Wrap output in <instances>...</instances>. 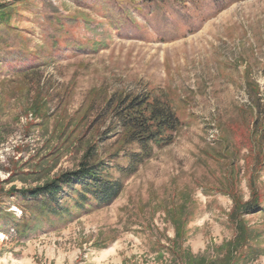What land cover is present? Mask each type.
I'll use <instances>...</instances> for the list:
<instances>
[{
    "label": "rangeland",
    "instance_id": "rangeland-1",
    "mask_svg": "<svg viewBox=\"0 0 264 264\" xmlns=\"http://www.w3.org/2000/svg\"><path fill=\"white\" fill-rule=\"evenodd\" d=\"M125 95L166 101L173 142L49 214L25 193L140 150ZM0 264H264V0H0Z\"/></svg>",
    "mask_w": 264,
    "mask_h": 264
},
{
    "label": "trees",
    "instance_id": "trees-1",
    "mask_svg": "<svg viewBox=\"0 0 264 264\" xmlns=\"http://www.w3.org/2000/svg\"><path fill=\"white\" fill-rule=\"evenodd\" d=\"M113 110L128 130L127 142L136 143L140 150L128 155L129 163L119 168V177H111L103 162H85L78 171L64 173L56 181L25 193L41 201L49 214L71 215L68 200H72V207L79 211L111 204L122 193L126 179L151 158L154 148L173 142L168 132H173L183 124V119L166 101L156 98L150 100L148 96H122L118 102L115 101ZM65 186L69 187L67 192Z\"/></svg>",
    "mask_w": 264,
    "mask_h": 264
}]
</instances>
